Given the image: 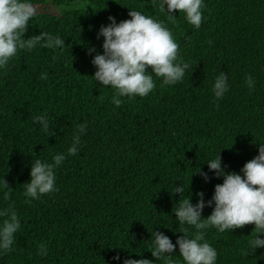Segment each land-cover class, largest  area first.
Here are the masks:
<instances>
[{"label": "trees", "instance_id": "16d2710c", "mask_svg": "<svg viewBox=\"0 0 264 264\" xmlns=\"http://www.w3.org/2000/svg\"><path fill=\"white\" fill-rule=\"evenodd\" d=\"M85 1L87 8L61 15L37 13L23 34H59L65 37L63 52L20 50L0 70V177L11 187L21 222L14 250L0 256V264H119L112 260L115 252L154 259L145 249L152 230L164 232L173 243L182 235L173 205L189 193L195 203L198 190L209 199L213 185L222 181L208 172L205 182L193 171L207 172L203 161L219 152L225 170L238 172L257 154V140L264 142V0H204L199 29L176 10L175 23L169 22L159 0ZM128 7L163 20L192 68L173 85L161 87L154 77L156 86L148 95L124 97L114 106L111 89L91 77L95 67L87 50L94 46L102 51L99 26L108 23L109 15L117 22L129 18ZM219 71L228 74L229 89L214 100L210 86ZM41 72L47 79L40 78ZM245 72L256 77L251 93ZM45 110L51 118L48 133L32 122L33 115ZM81 122L87 131L78 153L56 169L58 190L25 203L23 183L31 159L50 160L64 151ZM174 183H183L186 190L189 184L185 195L171 192ZM210 211L205 206L202 215ZM252 227L208 231L217 264H264V248L240 254ZM38 242L47 243V256H35Z\"/></svg>", "mask_w": 264, "mask_h": 264}, {"label": "clouds", "instance_id": "9594fccd", "mask_svg": "<svg viewBox=\"0 0 264 264\" xmlns=\"http://www.w3.org/2000/svg\"><path fill=\"white\" fill-rule=\"evenodd\" d=\"M158 7L172 23H175L176 16L172 14L173 10L182 13L183 19L193 29H199L205 18L204 0H159ZM128 9L129 18L117 22L115 17L109 15L108 23L99 26L96 38H103L102 51L97 52L94 46L87 50L92 54L90 62L95 67L91 77L95 83L111 89L109 100L114 106L121 105L124 97L132 99L148 95L156 86L154 77L160 80L161 87L173 85L180 82L185 72L192 68L191 62L179 55V46L163 20L135 8ZM36 14L32 0H0V70L7 69L20 50L44 48L63 52L65 37L59 34L40 31L27 37L23 35ZM208 43L211 45L212 42ZM40 78L47 79V74L41 72ZM256 83L255 75L244 73V84L249 93L255 90ZM228 89V74L219 71L212 78L210 86L213 99L223 98ZM32 122L38 124L41 131L49 132L51 118L47 110L33 115ZM86 131L85 122L77 123L64 151L55 152L50 160L38 156L31 159L29 179L23 183L25 203L58 190L56 169L67 157L78 153L81 137ZM257 141V154L244 162L238 172L225 170L219 152L203 161L207 165V172L199 168L193 171L205 182L210 178L208 172L213 177H222L220 183L213 185L209 199H205L204 193L198 190L195 193L197 199L192 203L191 193L185 195L189 184L186 190L183 183H174L171 192L184 193L186 197L171 209L180 226L178 231L182 233L175 237L174 243L164 232L152 230L150 244L145 249L154 259L137 252L138 258L131 255L121 257L119 252H115L112 260L119 264H155L160 260L163 264H217V249L209 242L208 231L214 229L215 234H221L247 224L253 226L252 234L245 248L240 250L241 256H249L258 247L264 248V142ZM10 194L11 187L4 176L0 177V256L14 250L16 233L21 228ZM205 206L211 208L206 216L202 215ZM113 247L127 249L119 245ZM48 251L46 242H38L34 254L45 257ZM174 254H178V258H174Z\"/></svg>", "mask_w": 264, "mask_h": 264}, {"label": "rangeland", "instance_id": "374dc122", "mask_svg": "<svg viewBox=\"0 0 264 264\" xmlns=\"http://www.w3.org/2000/svg\"><path fill=\"white\" fill-rule=\"evenodd\" d=\"M36 7L37 13H49L52 15H61L63 12L80 7H88L89 5L86 3L85 0H80L74 2L70 5H58L52 2H46L44 4H34Z\"/></svg>", "mask_w": 264, "mask_h": 264}]
</instances>
